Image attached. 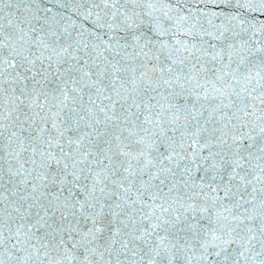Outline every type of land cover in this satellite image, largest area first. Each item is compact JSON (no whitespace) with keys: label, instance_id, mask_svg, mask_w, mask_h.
Masks as SVG:
<instances>
[{"label":"snow or ice","instance_id":"obj_1","mask_svg":"<svg viewBox=\"0 0 264 264\" xmlns=\"http://www.w3.org/2000/svg\"><path fill=\"white\" fill-rule=\"evenodd\" d=\"M0 264H264V0H0Z\"/></svg>","mask_w":264,"mask_h":264}]
</instances>
